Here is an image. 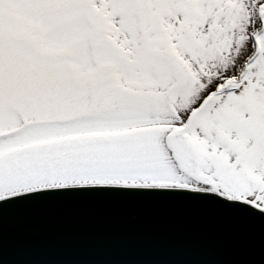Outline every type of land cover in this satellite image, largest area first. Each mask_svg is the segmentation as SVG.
Masks as SVG:
<instances>
[{"label": "snow or ice", "instance_id": "snow-or-ice-1", "mask_svg": "<svg viewBox=\"0 0 264 264\" xmlns=\"http://www.w3.org/2000/svg\"><path fill=\"white\" fill-rule=\"evenodd\" d=\"M131 199L264 241V0H0V213Z\"/></svg>", "mask_w": 264, "mask_h": 264}, {"label": "water", "instance_id": "water-1", "mask_svg": "<svg viewBox=\"0 0 264 264\" xmlns=\"http://www.w3.org/2000/svg\"><path fill=\"white\" fill-rule=\"evenodd\" d=\"M261 230L198 202L70 200L0 213V264H264Z\"/></svg>", "mask_w": 264, "mask_h": 264}]
</instances>
